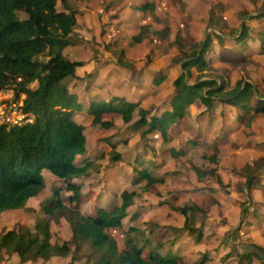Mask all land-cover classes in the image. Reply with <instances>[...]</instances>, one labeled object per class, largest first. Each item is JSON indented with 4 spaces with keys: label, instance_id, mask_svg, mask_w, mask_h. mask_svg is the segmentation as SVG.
<instances>
[{
    "label": "rangeland",
    "instance_id": "rangeland-1",
    "mask_svg": "<svg viewBox=\"0 0 264 264\" xmlns=\"http://www.w3.org/2000/svg\"><path fill=\"white\" fill-rule=\"evenodd\" d=\"M149 1L154 10L139 9ZM262 1L181 0L179 5L174 0H67L77 12V26L76 41L64 54L82 63L67 83L84 105L75 119L86 127L87 136L85 152L78 154L76 162L83 165L88 160L95 165L88 175L74 179L80 186L78 202L72 200L74 192L65 189L66 183L45 171L47 188L29 199L25 208L2 213L0 232L20 224L33 227L39 216L49 219L43 204L57 186L65 187L63 198L86 215L99 206L111 205L122 189L130 188L136 195L128 215L122 227L110 230L120 247L125 246V231L138 227L145 236L164 242V253L184 256V264H264V167L255 171L259 181L252 190L253 200H248L245 193L246 174L264 158V113L253 115L245 125L238 120L237 107L218 103L210 109L197 100L168 129L174 135L169 142L159 134L142 136V131L134 127L138 115L124 123L121 116L107 114L105 118L111 119L114 127L102 129L94 126L86 113L91 100L108 101L113 96H124L143 108L157 106L158 113L168 107L171 84L181 65L176 42L178 37L180 43L186 42L185 26L194 41L213 39L214 50L209 56L216 70L207 74L216 71L231 86L242 78L264 95V49H260L259 40H248L242 47L233 41L244 12L256 14ZM57 8L65 9L62 0H58ZM142 26L149 30L139 42L132 41ZM222 33L223 42L217 36ZM162 75L170 80L157 84L156 78ZM14 98L13 88L0 90V121L24 117ZM111 137L118 141L116 152L122 155L119 162L110 161L114 151L107 139ZM171 147L181 155L165 152ZM145 167L152 168L158 180L133 185L131 180L137 176L134 169ZM196 169L211 173L202 177ZM189 203L204 210L196 222L197 227L204 222L200 237L184 229L185 216L178 208ZM248 207L252 214H245ZM51 222L52 242L62 243L71 237L64 218ZM254 246L261 247V252L250 261L242 260L246 250H256ZM147 255L148 249L144 251ZM71 256L34 258L25 264H83L82 259L73 261ZM0 264L24 263L18 254L2 251Z\"/></svg>",
    "mask_w": 264,
    "mask_h": 264
},
{
    "label": "trees",
    "instance_id": "trees-1",
    "mask_svg": "<svg viewBox=\"0 0 264 264\" xmlns=\"http://www.w3.org/2000/svg\"><path fill=\"white\" fill-rule=\"evenodd\" d=\"M62 1L64 10L57 8L58 0H0V90L13 88L17 109L24 116L20 124L0 121V215L25 208L29 199L40 195L47 188L45 171L66 183V188L55 187L49 201L43 204V212L49 219L39 216L33 227L20 224L0 232V253H16L24 264L34 258L49 260L69 255L73 261L82 259L83 264H184V256L164 253L166 244L145 236L138 227L125 231L123 248L110 233L111 229L122 227L135 190L122 189L114 203L97 207L91 215L70 206L61 194L63 188L71 190L74 192L72 200L80 201V186L74 179L88 175L95 165L88 160L83 165L76 162L78 154L84 153L87 147L86 127L75 119V113L83 110L84 105L69 89L67 79L75 77L82 63L64 54L76 41L77 12L67 0ZM174 2L179 4L181 0ZM252 2L258 4L259 0ZM260 4L256 14L248 11L243 14V24L233 39L241 47L248 40H259L260 49H264V0ZM139 9L151 11L155 6L149 1ZM185 28L186 42L180 43L179 37L176 42L181 50V60L178 59L181 65L171 84L170 105L158 113L157 106L143 108L124 96H113L108 101L91 100L86 113L94 126L114 127V122L105 118L107 114L121 116L124 123L132 122L138 115L134 127L142 131V136L159 134L169 142L174 135L168 129L179 122L197 100L210 109L218 103L237 107L238 120L245 125L253 115L264 113V95L252 82L241 78L231 86L225 76L215 74L216 71L206 73L216 70L209 56L214 50L213 39L194 41L189 27ZM141 29L132 41L139 42L149 30L147 26ZM217 36L218 41L223 42L225 35ZM168 80L162 75L155 82ZM107 140L114 151L110 161L119 162L122 155L116 152L118 141L112 137ZM165 152L174 157L182 153L173 147ZM263 165L264 158L255 170L246 174L247 189L245 192L242 187V191L248 200H253L252 190L259 181L255 171ZM196 170L202 177L211 173ZM134 171L137 176L131 180L133 185L143 180H158L152 168H135ZM245 205L246 202L242 206ZM178 209L185 216L184 229L200 237L204 222L199 227L196 222L204 215L203 208L189 203ZM250 213L252 210L248 207L245 214ZM60 218L69 223L71 237L56 243L52 242L51 220ZM254 248L253 252L246 250L241 259L250 261L251 256L258 255L261 247Z\"/></svg>",
    "mask_w": 264,
    "mask_h": 264
},
{
    "label": "built area",
    "instance_id": "built-area-1",
    "mask_svg": "<svg viewBox=\"0 0 264 264\" xmlns=\"http://www.w3.org/2000/svg\"><path fill=\"white\" fill-rule=\"evenodd\" d=\"M23 119H24V117L21 120L11 119V117H10V118H8V120L6 122H10V123H13V124H17V123L20 124L23 121Z\"/></svg>",
    "mask_w": 264,
    "mask_h": 264
},
{
    "label": "crops",
    "instance_id": "crops-1",
    "mask_svg": "<svg viewBox=\"0 0 264 264\" xmlns=\"http://www.w3.org/2000/svg\"><path fill=\"white\" fill-rule=\"evenodd\" d=\"M172 91H173V89H172ZM172 93H173V92H172ZM172 93H171V94H172ZM76 94H77V93H76ZM86 110H87V109H86ZM179 255H181V254H179Z\"/></svg>",
    "mask_w": 264,
    "mask_h": 264
},
{
    "label": "water",
    "instance_id": "water-1",
    "mask_svg": "<svg viewBox=\"0 0 264 264\" xmlns=\"http://www.w3.org/2000/svg\"><path fill=\"white\" fill-rule=\"evenodd\" d=\"M243 24V23H242Z\"/></svg>",
    "mask_w": 264,
    "mask_h": 264
}]
</instances>
